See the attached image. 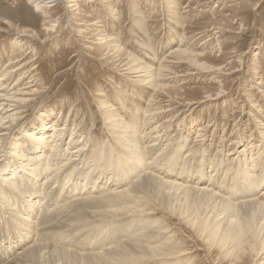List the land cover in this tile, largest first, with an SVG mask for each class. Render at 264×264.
I'll use <instances>...</instances> for the list:
<instances>
[{"label":"bare ground","instance_id":"1","mask_svg":"<svg viewBox=\"0 0 264 264\" xmlns=\"http://www.w3.org/2000/svg\"><path fill=\"white\" fill-rule=\"evenodd\" d=\"M60 1L27 0L35 11L42 12L48 31H53L57 22L47 20L49 12ZM75 4L66 6L64 18L69 25L67 7ZM14 34L11 43L20 51L27 38L40 40L38 32L31 29ZM100 35L96 36L98 44L120 52L117 39ZM22 53L13 60L9 58L7 66L0 69V264H71L74 259L78 264H200L193 249L175 238L178 231L175 234L174 227L151 216L158 209L196 230L202 242L203 235L224 231L226 247L233 251L238 246L241 250L235 261L240 262V256L247 254L253 264H264L262 120L254 126L258 140L245 138L242 132L236 137L233 146L240 144V149L230 148L234 150L231 159L228 154L218 162L206 157L201 146L209 121L198 126L193 141L199 144L196 148L188 146L180 166L177 161L187 147V135H181L179 142L171 134L165 146L152 153L167 135L171 120L167 114L179 104L168 95L177 77L216 71L199 62L203 53L178 47L170 51V58L163 61L174 63L172 56L181 58L175 62L188 64L184 74L172 71L169 64L154 68L133 57L121 65L117 70L140 89L139 93L153 92L147 97L146 119L135 127L137 123L131 125L123 113L118 114L117 105L100 101L105 105L100 109L105 113L108 137L95 145L92 137L88 144L87 138L78 140L74 128L70 141L65 142V127L57 124L58 119L52 124L51 137L43 140L49 133L51 110H43L27 123V107L39 89L32 73L35 68L28 67ZM190 129L188 123L182 127L184 132ZM45 145L49 147L47 158L42 157ZM195 161L198 163L193 165ZM180 195L184 201L193 199V212L173 202ZM93 222L98 223L89 225ZM99 227L100 242H86L89 230ZM248 236H258L260 245L244 240Z\"/></svg>","mask_w":264,"mask_h":264},{"label":"rangeland","instance_id":"2","mask_svg":"<svg viewBox=\"0 0 264 264\" xmlns=\"http://www.w3.org/2000/svg\"><path fill=\"white\" fill-rule=\"evenodd\" d=\"M70 3H76L67 7L71 25L64 18ZM74 3L61 0L50 10V17L46 19L51 22L57 19V22L54 30L48 31L43 25L42 12L35 11L27 0H0V30H4L0 32V69L7 66L9 58L13 60L22 52H25L24 61H29L28 67L34 66L32 73L39 92L27 107V123L43 110L53 112L47 120L49 133L43 140L51 137L52 124L58 119L59 126L64 124L63 140L67 143L73 128L77 139L87 138V144L91 142L90 137L94 145L105 141L108 125L100 109L105 106L103 100L117 105L118 114L123 113L121 115L129 124L135 122V127L141 126L153 92L152 95L139 93L140 89L117 69L133 57L154 68L169 64L172 71L184 74L189 66L184 62L176 63L175 60L181 59L178 56L171 57L174 63L163 61L170 58L174 47L203 53L199 62L216 71L177 77L178 83L175 81L171 85L168 95L179 104L167 114L171 118L167 135L152 153L163 148L171 134L173 138L187 135V147L181 150L177 161L180 166L188 146H198L199 141H193L196 130L207 121L210 125L203 132L201 147L213 162L227 154L231 159L234 150L240 149V144L234 147L233 141L241 132L250 140L256 136L255 123L260 120L264 123V0H77ZM23 29L38 32L41 42L27 38L22 51L16 49L18 45L11 43L14 33ZM98 33L117 39L120 52L98 44ZM180 82L183 83L180 85ZM160 97L165 98L164 95ZM185 123L191 125L188 132L182 130ZM231 147L234 150H230ZM47 154L49 147L45 145L42 157L47 158ZM207 169H211L209 165ZM173 200L182 203L184 210L190 212L196 207L191 202L193 199L184 201L182 195ZM156 211L151 216L162 219L171 229L174 227V233L178 231L175 238L182 246L193 249L198 263L241 264L244 261L253 264L247 254L240 256V262L234 260L241 250L238 246L233 251L226 247L228 238L223 235L224 231L203 235L202 242L196 230L186 226L177 216L160 209ZM95 223L98 222L89 225L95 226ZM89 232L86 242H100V227ZM249 239L248 236L244 240ZM251 241L256 246L261 243L258 236L252 237L249 243ZM78 261L70 262L78 264Z\"/></svg>","mask_w":264,"mask_h":264}]
</instances>
